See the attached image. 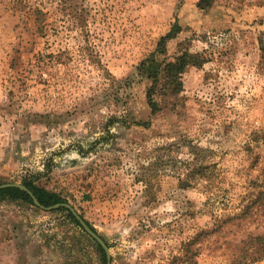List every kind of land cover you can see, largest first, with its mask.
<instances>
[{
	"label": "rangeland",
	"instance_id": "374dc122",
	"mask_svg": "<svg viewBox=\"0 0 264 264\" xmlns=\"http://www.w3.org/2000/svg\"><path fill=\"white\" fill-rule=\"evenodd\" d=\"M197 2L0 0V184L58 194L111 264H231L264 234V0ZM175 21L168 55L188 39L208 61L151 116L125 80ZM96 244L60 208L0 202V264H101Z\"/></svg>",
	"mask_w": 264,
	"mask_h": 264
},
{
	"label": "trees",
	"instance_id": "16d2710c",
	"mask_svg": "<svg viewBox=\"0 0 264 264\" xmlns=\"http://www.w3.org/2000/svg\"><path fill=\"white\" fill-rule=\"evenodd\" d=\"M216 1L217 0H198L196 6L204 10L212 7ZM180 31L181 28L175 21L170 30L164 36L160 37L156 48L134 67L131 76L125 80L127 81V85H129V80L132 79L135 81L144 80L148 82L144 91V99L151 116L163 110L175 109L180 99L179 96L183 90L182 75L189 67L200 68L208 61L207 57L204 55L189 51L188 39L177 44L178 51L176 55H168L167 44L171 40H174ZM258 43L261 53L264 54V46L260 38ZM201 168H203L201 165L197 167L198 173L201 172ZM21 184L24 185L34 195L39 204L44 207L66 202L58 194L34 183L32 178H24ZM3 201L18 202L38 210L33 204L30 196L19 188L9 187L0 189V202ZM60 209L66 211L68 218L79 226L78 222L67 209ZM85 223L96 233L95 229L87 221H85ZM96 247L100 253L101 264H105L106 259L103 249L98 244H96ZM263 257L264 234H249L246 239L240 241L237 254H235L231 264H246L258 261Z\"/></svg>",
	"mask_w": 264,
	"mask_h": 264
},
{
	"label": "water",
	"instance_id": "95a60500",
	"mask_svg": "<svg viewBox=\"0 0 264 264\" xmlns=\"http://www.w3.org/2000/svg\"><path fill=\"white\" fill-rule=\"evenodd\" d=\"M9 187L19 188L20 190L26 192L30 196L33 204L41 210L51 211V210L59 209V208L67 209L72 214L74 219L78 222L79 226L84 231V233H86V235H88L93 241H95L103 249L104 254H105V259H106L105 264H111V256H110L109 248L104 242V240L97 233L93 232L89 228V226L85 223V221L74 211V209L69 204L57 203L49 207H44L39 204V202L34 197V195L24 185L19 184V183H4L0 185V189L9 188Z\"/></svg>",
	"mask_w": 264,
	"mask_h": 264
}]
</instances>
